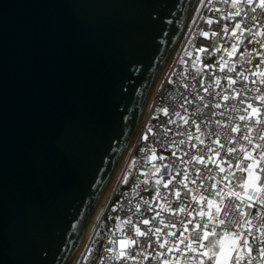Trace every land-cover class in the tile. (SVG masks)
Segmentation results:
<instances>
[{"label":"water","instance_id":"water-1","mask_svg":"<svg viewBox=\"0 0 264 264\" xmlns=\"http://www.w3.org/2000/svg\"><path fill=\"white\" fill-rule=\"evenodd\" d=\"M197 0H0V264H70Z\"/></svg>","mask_w":264,"mask_h":264},{"label":"snow or ice","instance_id":"snow-or-ice-1","mask_svg":"<svg viewBox=\"0 0 264 264\" xmlns=\"http://www.w3.org/2000/svg\"><path fill=\"white\" fill-rule=\"evenodd\" d=\"M223 3L233 9L222 17L224 20L240 17V4L248 5L252 13L259 9L264 16V0H223ZM250 19L255 22L252 26H242L237 21L231 29L227 24L221 29L236 43L215 48L216 52L226 54L218 62L225 76L215 78L207 87L201 84L213 102L203 103L188 116L175 113L184 125L195 128L194 132L177 131L175 136L186 139H173L168 145L175 147L172 156L177 160L163 163L167 158L158 156L155 149L143 150L151 153L149 162H161L152 164L157 186L153 200H163L164 204H158L160 210L157 211L151 200L142 201L147 206L146 211L154 215L136 223L128 217L125 223L131 225L132 235L120 239L118 248L106 249L112 254V260L125 264L128 261L132 264H141V261L149 264L152 261L157 264H264V51L253 48L249 53L252 58L246 61L251 67L240 66L239 70L226 58L236 55L242 39L264 49V25L256 15ZM206 23L213 24V19H207ZM219 34L213 31L211 36ZM201 35L209 38L210 34L202 31ZM198 60L199 57L193 61V67ZM232 73L234 75H228ZM221 79L226 84L222 85ZM212 88L221 91H210ZM197 99L203 102L204 97L197 95ZM185 103L193 101L185 98ZM222 108L220 112L206 114L204 111ZM162 111L168 115L167 109ZM195 116L200 117L199 123L192 119ZM216 116L222 119L211 118ZM168 123L176 122L169 120ZM167 131L170 129L165 128ZM143 138L147 140L148 137ZM185 145L186 149L181 148ZM161 188L165 190L163 193ZM172 199L179 202L175 208ZM140 207L138 203L137 212ZM140 224L149 227L142 230Z\"/></svg>","mask_w":264,"mask_h":264},{"label":"built area","instance_id":"built-area-1","mask_svg":"<svg viewBox=\"0 0 264 264\" xmlns=\"http://www.w3.org/2000/svg\"><path fill=\"white\" fill-rule=\"evenodd\" d=\"M239 7L242 9L241 16L236 17L235 20L228 21L222 19V17L233 11L230 5L223 3V0H212L211 3L208 0H203L200 9L192 17L191 28L184 32L185 34L174 56L162 73V81L148 104L136 137L121 164L115 191L105 205L103 216L98 225L99 227L104 223L105 228L95 258L93 261H89V251L83 255L79 264H125L123 261L112 260V254L106 249L109 247L118 248L120 239L132 235L131 225L125 223L128 217H131L132 222L136 223L138 220L151 218L154 215L153 212L146 211L147 206L142 203L143 200H151L153 207L157 211L160 210L158 204H164L163 200H153L157 186L154 184L156 176L152 170V164L159 165L161 162L158 160L149 162L148 157L151 153L143 150L155 149L158 156L163 155L167 158L163 163L177 160L176 157L172 156V152L176 150L175 147H169L168 145L171 144L173 139H186L183 136H175L177 131L194 132L195 128L194 126L184 125L175 113L180 112L182 116H188L197 107H202L203 103L213 102L212 96L203 91L201 84L207 87L213 83L215 78L225 76V73L220 71L218 62H220V57L226 56V54L223 51L216 52L215 48L230 47L236 41L231 38L230 34L225 35L221 31L222 27L227 24L231 29L237 21L241 22L242 26H252L255 23L250 19L252 15L259 17L261 25H264V16L261 15L259 9L256 13H252L251 8L246 4H240ZM216 9H220V11H216ZM245 12L247 15H244ZM209 18L213 19V24L211 25L206 23ZM202 31L208 32L210 34L209 38L201 35ZM213 31L220 34L212 37L211 33ZM244 36L247 37L248 34L245 33ZM200 48H205L206 51L200 52ZM253 48L264 51V49H260L258 44H249L247 39H242V42L238 44L236 55L226 58L229 63L235 64L238 70L240 66L251 67L246 61L252 58L249 53ZM188 53H191V55H188ZM197 57H199V60L196 66L193 67V61ZM255 62L256 60L254 59L253 63ZM207 65H212V67H207ZM197 69H200V71L197 72ZM228 75H234V73ZM221 84H226V81L221 79ZM193 86H195V90ZM239 87V84H237L236 88L239 89ZM210 91H221V89L212 88ZM197 95L204 97L203 102L197 99ZM185 98L193 101V103H185ZM217 100H219V97H217ZM181 104L184 105L183 108L180 107ZM163 109L168 110L167 116L164 115ZM185 109L188 111L185 112ZM223 110V108L204 109L206 114L210 111L220 112ZM211 118L213 120L222 119L218 116ZM192 119H196L197 123H199L200 117L195 116ZM169 120H173L176 123L169 124ZM177 125H180V127L178 128ZM165 128L170 129V131L165 132ZM149 129L152 131L149 132ZM144 136L148 137L147 140L143 138ZM181 148L186 149L187 145L181 146ZM180 154L182 153H178V155ZM160 190L161 193L165 191L163 188ZM181 198H184L183 194ZM138 203L141 205L139 212L136 210ZM178 203V201L172 199L173 208ZM118 217L119 219H117ZM156 223V221H153V224ZM139 226L142 230L149 227L142 224ZM138 239L143 238L138 237ZM112 241H116V243L113 244L111 243ZM151 251L149 249V252ZM127 264H132V262L128 261ZM141 264H149V262L141 261ZM151 264H157V261H152Z\"/></svg>","mask_w":264,"mask_h":264},{"label":"rangeland","instance_id":"rangeland-1","mask_svg":"<svg viewBox=\"0 0 264 264\" xmlns=\"http://www.w3.org/2000/svg\"><path fill=\"white\" fill-rule=\"evenodd\" d=\"M202 5V2L201 0H197V3L192 11V14H191V17L189 19V22L187 24V27L185 29V32L188 30V28L190 29L191 28V25H192V17L196 15V13L198 12V10L200 9ZM160 79V78H159ZM142 122V121H141ZM141 124V123H140ZM123 162V161H122ZM122 164V163H121ZM121 167V165L119 166ZM119 173H120V169H119ZM119 175V174H118ZM118 175L115 179V182L116 180L118 179ZM114 189V186L113 188L111 189V192L109 193V195L112 193ZM108 195V197H109ZM107 197V198H108ZM107 200V199H106ZM104 210V209H103ZM101 211V213L97 216V219L98 220H95L94 216H93V220L91 222V225H92V228H91V225H90V228H91V233L89 234V237L87 238V240H85V242L82 244V247L80 249V252L77 253V257L75 256L76 258V261H75V264H79V261L82 259L83 255L87 252L90 251V254H89V261H93L94 258H95V255L99 249V246H100V240L103 236V233H104V228H105V224L102 223L101 226L98 227V222L101 220V217L103 216V213L104 211ZM93 257V259H92ZM92 259V260H91Z\"/></svg>","mask_w":264,"mask_h":264},{"label":"bare ground","instance_id":"bare-ground-1","mask_svg":"<svg viewBox=\"0 0 264 264\" xmlns=\"http://www.w3.org/2000/svg\"><path fill=\"white\" fill-rule=\"evenodd\" d=\"M193 9H194V8H193ZM184 34H185V33H184ZM184 34H183V35H184ZM162 78H163V74L160 76V79H158V80L156 81V83H155V85H154V87H153V90H152V92H151V95H150V97H149V99H148V101H147V103H146L145 108H144L143 115H142V117H141L140 122L143 120V118H144V116H145V114H146V110H147L148 104H149L151 98L153 97V94L155 93V91H156L157 88L159 87V85H160V83H161V81H162ZM119 169H120V167L117 169V171H116V173H115V175H114V177H113V179H112V181H111V183H110L109 189H108L107 192L105 193L103 199L101 200L100 204L98 205L97 209L95 210V212H94V214H93L95 220H98V219H97V216H98V215L101 213V211L104 209L105 205L107 204V202L109 201L110 197L113 195V193H114V191H115L116 184H117V180H116V182H115V179H116L117 175L119 174ZM113 186H114V189H113L112 193L109 195V193L111 192V189L113 188ZM108 195H109V197H108ZM107 197H108V198H107ZM106 199H107V200H106ZM93 216H92V219H91V221H90V223H89L88 229H87V231H86V233H85L83 243L85 242V240H87V238L89 237V234L91 233V228H92L91 222H92V220H93ZM99 223H100V221L98 222L97 225H99ZM90 225H91V228H90ZM81 247H82V246H81ZM80 249H81V248H80ZM80 249H79L78 253L80 252ZM76 257H77V256H76ZM75 261H76V258L74 257V259L71 261L70 264H75Z\"/></svg>","mask_w":264,"mask_h":264},{"label":"trees","instance_id":"trees-1","mask_svg":"<svg viewBox=\"0 0 264 264\" xmlns=\"http://www.w3.org/2000/svg\"><path fill=\"white\" fill-rule=\"evenodd\" d=\"M191 45H192V43H191ZM154 181H155V180H154ZM154 184H155V183H154ZM92 259H93V257H92ZM92 259H91V260H92Z\"/></svg>","mask_w":264,"mask_h":264}]
</instances>
